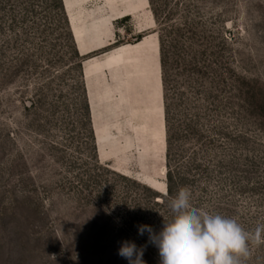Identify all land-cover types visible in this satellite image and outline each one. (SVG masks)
<instances>
[{"label":"rangeland","instance_id":"1","mask_svg":"<svg viewBox=\"0 0 264 264\" xmlns=\"http://www.w3.org/2000/svg\"><path fill=\"white\" fill-rule=\"evenodd\" d=\"M167 163L264 223V0H0V264H160Z\"/></svg>","mask_w":264,"mask_h":264},{"label":"clouds","instance_id":"2","mask_svg":"<svg viewBox=\"0 0 264 264\" xmlns=\"http://www.w3.org/2000/svg\"><path fill=\"white\" fill-rule=\"evenodd\" d=\"M171 214L156 233L149 225L138 226V234L158 249L160 264H247L252 249L264 245V223L245 230L234 217L194 207L192 193L181 188L166 200ZM147 245L122 241L118 255L128 264H146Z\"/></svg>","mask_w":264,"mask_h":264},{"label":"trees","instance_id":"3","mask_svg":"<svg viewBox=\"0 0 264 264\" xmlns=\"http://www.w3.org/2000/svg\"><path fill=\"white\" fill-rule=\"evenodd\" d=\"M66 35H68L69 37V44H68V48L70 50V55L71 56H74V61L72 62V64L78 69V73H79V77L81 78L82 76V69H81V64L80 62L78 61L79 59V56H78V49L74 46L73 44V41L71 39V36H70V33L68 30H66ZM73 36V35H72ZM74 39V38H73ZM80 80V79H79ZM81 82V81H80ZM170 129V127H169ZM169 154L167 155V158H168ZM167 169H166V192H165V199H171L174 195V192H175V184H176V178H175V175H174V170L172 169V167L170 166L169 163H167ZM145 185V184H144ZM148 186V185H146ZM149 188L155 190L156 192L162 194L164 192H160L150 186H148ZM164 195V194H162Z\"/></svg>","mask_w":264,"mask_h":264},{"label":"bare ground","instance_id":"4","mask_svg":"<svg viewBox=\"0 0 264 264\" xmlns=\"http://www.w3.org/2000/svg\"><path fill=\"white\" fill-rule=\"evenodd\" d=\"M162 194H165V193H162Z\"/></svg>","mask_w":264,"mask_h":264}]
</instances>
